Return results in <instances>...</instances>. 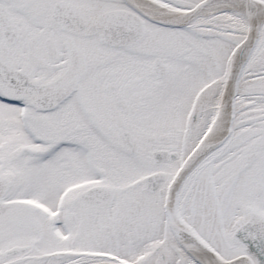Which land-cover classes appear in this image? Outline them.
I'll return each mask as SVG.
<instances>
[{
    "label": "snow or ice",
    "instance_id": "1",
    "mask_svg": "<svg viewBox=\"0 0 264 264\" xmlns=\"http://www.w3.org/2000/svg\"><path fill=\"white\" fill-rule=\"evenodd\" d=\"M0 264H264V0H0Z\"/></svg>",
    "mask_w": 264,
    "mask_h": 264
}]
</instances>
